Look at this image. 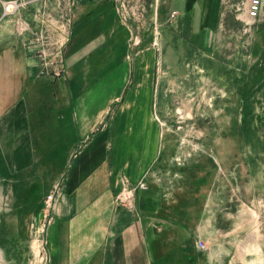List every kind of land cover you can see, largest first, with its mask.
<instances>
[{"label": "crops", "instance_id": "1", "mask_svg": "<svg viewBox=\"0 0 264 264\" xmlns=\"http://www.w3.org/2000/svg\"><path fill=\"white\" fill-rule=\"evenodd\" d=\"M7 1L0 0V239L22 264H197L195 247L203 240L190 227L193 205L184 189L171 193L159 183L168 156L153 111L155 58L144 51L132 71L127 51L120 52L126 31L116 35V21L108 30L101 20L92 24L91 40L78 28L68 41L60 27L54 38L39 40L44 29L52 32L39 6L44 0L13 14H5ZM161 1L162 12L189 20L205 41L226 26L228 12L243 16L237 30L253 31L254 47L264 43V7L256 25L250 0L246 10L239 0ZM117 74L134 99L117 95L113 107L92 112L89 97ZM187 172L171 176L182 185ZM125 183L145 185L132 210L116 202Z\"/></svg>", "mask_w": 264, "mask_h": 264}, {"label": "rangeland", "instance_id": "2", "mask_svg": "<svg viewBox=\"0 0 264 264\" xmlns=\"http://www.w3.org/2000/svg\"><path fill=\"white\" fill-rule=\"evenodd\" d=\"M239 2L246 10L247 0ZM39 6L52 30L44 29L42 41L60 28L68 41L78 28L87 31L85 41L91 40L92 24L101 20L100 27H122L116 35L125 29L120 52L127 51L132 71L144 51L155 58L153 111L168 156L159 183L171 193L184 189L193 205L196 222L190 227L205 245V250L195 247L197 264H264V43L254 47V32L237 30L243 16L227 12L226 26L210 42L192 31L189 20L179 23L176 12H162L161 0H44ZM248 16L261 24L260 15L254 19L248 11ZM119 75L89 97L92 112L117 95L134 99ZM182 168L190 171L186 186L171 176ZM11 248L2 236L0 264L23 263ZM41 248L45 263V245Z\"/></svg>", "mask_w": 264, "mask_h": 264}, {"label": "built area", "instance_id": "3", "mask_svg": "<svg viewBox=\"0 0 264 264\" xmlns=\"http://www.w3.org/2000/svg\"><path fill=\"white\" fill-rule=\"evenodd\" d=\"M30 0H12L4 2V11L5 14H13L18 9L25 7ZM264 7V0H250L249 3V15L251 18L259 17L262 9ZM44 35H39L38 39L43 40ZM137 189H145V185L143 183H139L136 188H131L128 183H125L122 191L117 195L116 202L119 206H124L130 210L134 209V201H135V193ZM54 194L47 197L46 203L49 210L52 208V202L54 200ZM53 220L50 214L46 217L47 224L51 223ZM199 248L201 250H205V245L202 241L199 242Z\"/></svg>", "mask_w": 264, "mask_h": 264}]
</instances>
